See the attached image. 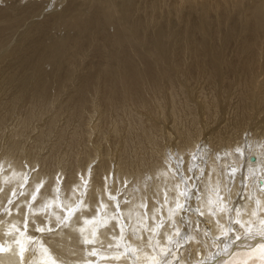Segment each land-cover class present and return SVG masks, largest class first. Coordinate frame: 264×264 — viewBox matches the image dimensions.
Here are the masks:
<instances>
[{
	"label": "rangeland",
	"instance_id": "rangeland-1",
	"mask_svg": "<svg viewBox=\"0 0 264 264\" xmlns=\"http://www.w3.org/2000/svg\"><path fill=\"white\" fill-rule=\"evenodd\" d=\"M33 1L35 0H0V31L2 36L6 34L4 38L2 37L3 40L0 35V161L3 163L0 164V171L7 170L11 166L23 165L31 172L30 167H33L35 174L46 175L45 183H50L56 177V179H61L62 184L65 183L68 186L71 182L73 183L72 180L82 181L86 175L90 179L88 184L96 185V194L100 191V187H103L101 192L104 190V196L107 198V202L104 201L102 205L103 213L101 214L104 216H111L110 212L114 215V211H118L119 204L116 200L121 196L115 199L118 194L112 196L114 189L120 190L121 195L125 196L122 204L125 206L122 207L128 208L135 204L129 213L126 212L128 218L130 212L138 210L139 206H136L138 199L139 201L144 199L147 205L153 203L152 206H154L161 200L159 197L162 195L163 198L167 197L170 203H174L175 199L171 200L175 198L172 196L178 187L175 188L174 184L177 183V179L173 177V173L175 176L178 166L182 168L180 170H183L181 174L185 182L192 178L190 174L196 173L197 182L192 181L189 187L188 205L191 202L193 206L197 205L200 191L208 197L214 188L218 194L222 190L226 191L224 195H221V200L224 199L225 202L220 201L213 208L212 218L214 220L218 218L215 213L217 208L226 206L230 210L233 206L236 199H231L228 193L238 191L236 198L239 197L243 205L246 204L247 198L248 200L256 198L255 195L258 194L255 182H252L254 181L253 176L251 177L250 174L248 177L246 174L243 176L240 172L243 168L245 154L248 152L254 157L252 154L258 150L260 157L264 159V70L262 67L264 66V26L259 39L260 44L255 48L254 65L256 69L253 67L254 71L252 69V72H244V74L239 69L242 53L238 45L244 33L241 26L247 20L249 22L250 11L255 8L258 0H106L114 3L117 10L115 9L116 12L113 13L112 19L104 28V33L114 39L119 37L120 44L119 42L114 44L116 48L118 47V52H115L114 47L113 49L107 47L104 48V53L107 56L108 54L111 56L112 53L121 56L120 61L113 59L111 62L109 60L110 65L100 63L99 58V63L97 62L96 49L100 43H104V37H99L101 40L94 39L86 44L88 47L83 52L78 48L79 44L84 41L82 36L76 37L75 41L70 40L72 47L67 44L69 40L66 41L68 46L66 48L69 52L65 51V48L63 53L56 51L57 45L62 40L74 34V31L65 27L58 18L72 0H45L50 4L44 11L39 10L36 14L22 15V10ZM100 2L101 0L98 4ZM128 3L132 5H129L131 8ZM96 5V3L88 4L84 10L85 14L90 15ZM120 26H123L125 30H122ZM120 28L122 32L128 30L130 37L128 36L125 41L126 36H122ZM141 30H144V34L139 33ZM159 31L165 36L158 38ZM137 33L142 34L140 40L142 43L138 42L140 38ZM136 43L139 44L138 48ZM65 52L70 53V56L67 54L66 57ZM52 55L56 60L51 58ZM128 65L133 68L138 67L135 71L139 72L141 81L137 75L136 83L132 82L130 76L132 72H128ZM150 69L152 71H149ZM124 71L128 74L127 76ZM121 75L125 77L120 78ZM89 76L92 78L87 83ZM126 77H131L128 85L129 79ZM166 156L168 157L164 158ZM235 160L237 162H234ZM210 161L214 162L213 165ZM174 163L178 164L177 167ZM191 163L194 166L190 168ZM164 165H167L166 169L169 167L168 172L164 171L166 170ZM209 167L212 170L216 168L220 175V179L214 186H208L205 183L204 178ZM148 170L150 173L147 172ZM171 170L175 172H170ZM230 171L235 174L233 173V177L229 178L227 175ZM89 172L93 176H89ZM261 172L263 175L258 173L260 177L257 180L263 182L264 170ZM34 173H32L33 176ZM153 173L156 175L150 176ZM164 175L168 176L166 180L169 181L166 182ZM45 183H41L43 184L41 191ZM98 183L101 184L98 185ZM141 183L143 189L138 187ZM86 184L87 179L82 187H86ZM168 184H173L174 190H177L174 193L173 191L167 193L166 189L167 192H164L165 188L170 186ZM251 184V189L253 188L251 193H254L253 196H247L250 191H245L248 188L250 190ZM58 185L60 192L61 185L60 183ZM241 187L244 188L246 197L241 196ZM126 188L132 193L127 191L126 194L124 192ZM107 190L113 192L109 193ZM41 191L30 200L28 211L25 214L26 218H28L31 207H36V204L41 205L38 202L40 199L41 203L44 202V197L40 199L38 197ZM140 191L145 195L144 198ZM168 194H171L170 197ZM83 197L74 205L75 213L83 201L87 200L86 196ZM17 199L18 194H14L13 198H7L6 202L0 206V219L12 215L11 208L17 203ZM147 199L150 201L148 202ZM94 200L96 202V199ZM94 200L92 198L89 206L85 208L87 211L85 210L81 217H91L98 211L97 206L93 205ZM126 203H129L128 206ZM145 203L142 204V208L145 206L146 211L149 205ZM152 215H155V212ZM228 215L227 212L228 220L236 218ZM36 217L44 220L41 214H37ZM111 217L108 218L109 221ZM258 217H260L259 213ZM164 220L165 223H162L158 233H155L156 239L169 222ZM186 220L190 222L194 219L191 217L184 221ZM232 222L236 224L238 220L234 219ZM149 225H146L148 231ZM11 226L7 228L15 230L14 226ZM21 227H24L23 224ZM38 228L40 230L35 228L34 232L38 236L42 235L44 239L55 236L48 230V226ZM203 228L202 225L200 229H195L198 233L194 229L190 230L189 233L195 236L191 237L189 234L185 238L187 245L182 244L179 250H170V254L180 255L184 260L187 259L185 263L192 264L195 261L194 253L197 257L200 250L197 246L189 248L191 238L199 240L198 245L207 242V246L211 245L210 251L215 253L219 245H223L221 249L225 244L228 246V241L235 234L234 229H228L226 234H222L217 240V242L223 241L220 244L215 243V246L209 243V233L213 236L211 228L208 231L205 229L206 233ZM142 230L145 231L143 227ZM133 231L137 232L135 235L138 237L134 239L138 240L139 232ZM75 232L79 234L78 231ZM4 234L7 233L4 232ZM108 234L109 237L111 235L114 238L110 237V239L97 242L86 241L83 236L77 234H69V236L72 235L69 239L70 243L66 242L69 238L67 234V240H63L66 235L60 236L61 244L57 240L53 244L52 240L48 242V246L51 245V249L54 247L55 257L59 250L66 248L62 256L67 258L75 256L73 252H77V256L84 254L79 259L96 258L99 253L97 250L113 251L118 247L112 243L117 239L115 230H110ZM57 243L60 246L55 247ZM97 245H102L103 249H98ZM93 247L96 248L95 251L92 250ZM206 256H203V259ZM57 258L59 256L55 259Z\"/></svg>",
	"mask_w": 264,
	"mask_h": 264
},
{
	"label": "bare ground",
	"instance_id": "bare-ground-1",
	"mask_svg": "<svg viewBox=\"0 0 264 264\" xmlns=\"http://www.w3.org/2000/svg\"><path fill=\"white\" fill-rule=\"evenodd\" d=\"M98 2H99V0H72L69 3V5L67 6V8L59 15V17L57 16L58 18H60L62 24L65 27H69L70 29H72L74 31V34L67 36L65 38V40H62L60 42V44L58 42L57 43V44H59V45H57L58 49L55 47L57 49L56 51L62 52L65 49H66L65 51H68L67 48L70 45V42L73 40L75 41L76 37L78 38V37L82 36L84 38V41L79 44L78 48H79V51L83 52L88 47V45H86V44L91 43L94 39H97V41L101 40L99 37H101V38L104 37V39H103L104 43L103 42H102L103 44L100 43L96 49L97 62L99 63V61L101 60L100 63L103 62V63H108L110 65V63L112 62L113 59L119 60V58L121 56H116L115 54L112 53V51L110 52V54L112 53L111 56H109V54L107 56L104 53V50H105L104 48H107V47H110V49L111 48L113 49V47H114L116 49L115 52H118L117 51L118 47L116 48L114 46V44L116 42H119V39H118L119 37L114 39V37H109L106 35V33H104L105 32L104 28L108 25L109 20L112 19L113 13L116 12L115 9L117 10V8H115V7H117V6L114 3L108 2L106 0L105 1L101 0V2L99 4H98ZM134 2H132V3H134ZM91 3H96L97 5H96L95 9L93 8L94 10L91 11L90 15H86L84 10L87 7V5L88 4L90 5ZM29 4H28L27 8H24L22 10V15L36 14L39 10L42 12L46 9V7L50 3L48 1H45V0H35ZM129 5H130V3H128V6ZM134 5L135 4H133V6ZM136 5H137V2H136ZM130 6H132V5H130ZM89 8H87V9H89ZM154 10H156V8H154ZM152 11H153V9H152ZM62 24H60V25H62ZM123 26L122 27L120 26V27L123 28ZM132 26H133V24H132ZM236 26H238V25H236ZM263 26H264V0H258L255 4V8L250 11L249 22L247 20L241 26L244 33L241 36V40H240L238 46L240 47V52L242 53L241 68H239V69H241V71L243 73L244 72L245 73L250 72L253 69V67H254V69H256L255 68L256 65H254L255 64V55H256L255 54V48H257L258 44H260L259 39H260V36L262 34L261 32H262ZM121 28H120V31H121L120 33L122 34V36L123 35L126 36L124 38V41H125L129 36V34L127 32L128 30L126 32L123 31L124 32V34H123L122 30H125V29L123 28L121 30ZM3 31L4 30H2V32ZM117 31L119 32V30H117ZM143 31L141 30V31H139V33L143 32ZM102 33H104V35ZM139 33H137L139 38H140L138 42L142 43V41H140L142 38V34H139ZM143 34H144V32H143ZM0 35H1V38L2 37L4 38V36H6V34H4V36H2L1 31H0ZM118 35H120V34L118 33ZM158 35H159L158 38H160L164 34H163V32L159 31ZM143 36H146V35H143ZM3 38H2V40H3ZM137 40H138V38H137ZM66 41H68V43ZM66 43L68 44V46ZM73 43L75 44V42H73ZM119 44H120V42H119ZM71 45H72V42H71ZM71 45H70V47H72ZM135 45H137V48H138L139 44L136 43ZM153 45H155V44H153ZM66 46H67V48H66ZM42 47L45 48L44 46H42ZM42 47H41V49H43ZM133 48H135V46ZM147 48L149 49V46ZM110 49H109V51H110ZM119 49H121V48H119ZM153 49H154V46H153ZM69 50H70V48H69ZM122 51H123V49H122ZM134 51H135V49H134ZM54 52H55V49H54ZM68 52H67V54H68ZM57 53L55 55H57ZM78 53H80V52H78ZM123 53H124V51H123ZM136 53H138V51ZM64 54H66V52ZM67 54H66V57H67ZM75 54H76V52H75ZM55 55H54V57H55ZM58 56H60V55L58 54ZM62 56H63V54H62ZM69 56H68V58L70 59ZM239 57H240V55H239ZM259 57H261V56H259ZM51 58H53V55L51 56ZM98 58H99V61H98ZM53 60H56V58L55 59L53 58ZM39 65H37V66H39ZM125 66H127V65H125ZM238 66H239V64H238ZM130 67H132V66L127 67V70H128V72L130 71V73L132 72L131 75L129 74L132 77V80H133L132 82H134V84H135L136 83L135 80H137L138 76H139V81H141L140 74L138 75L139 72L137 73L136 72L137 70L135 71V69H137L138 67L137 68L132 67L133 70H131L132 68H130ZM262 67L264 70V66H262ZM39 69L41 70V68H39ZM70 69H71V66H70ZM254 69H253V71H254ZM125 70H126V68H125ZM112 71L113 70H111V72ZM149 71H152V70L150 69ZM134 72H136V74ZM71 73L73 74V70ZM253 73L255 74V72H253ZM89 74L90 73H88V75ZM125 74H126V72H125ZM111 75H112V73H111ZM127 75L128 74H126V76ZM109 77L111 78L110 75H109ZM114 77H116V76H114ZM121 77H123V76L121 75L120 78ZM152 77H151V79H152ZM84 78H85V76H84ZM91 78L92 77L87 79V83H88V80H90ZM107 78H108V76H107ZM112 78H113V76H112ZM130 78H127V79H129V82L128 83L126 82L127 85L130 84ZM87 83H84V84H87ZM137 83H138V81H137ZM89 86H90V84H89ZM81 88H84V87H81ZM133 90H136V89H133ZM83 102H84V100H83ZM260 102H261V100H260ZM257 145L259 146V144H257ZM241 148H243V147H241ZM246 148H248V147H246ZM241 151H242V149H241ZM183 152H184V150H183ZM185 152H186V150H185ZM180 153L181 152H179V154ZM245 155L246 156H245L244 161H243L244 162L243 168H242V171L240 170L241 171L240 173H242L243 176H244V174H246L247 177L249 176V174L251 177L253 176L252 178L254 179V181H252V182H255L254 185H256L255 187H256V191H257L258 195H255L256 196L255 199H254V197L253 198L250 197L251 198L250 200H248L249 198H247L246 202H245L246 204L243 205V203H241V201H240V198L239 197L236 198L238 191L234 190L232 192V194L228 193V195L231 196V199L233 198L236 200L233 202V206L230 208V210L226 206L217 208L215 213H216L218 218L216 220H214L212 218L213 211H214L213 208H215V206L218 203H220V201H222L223 203L225 202L224 199L221 200V195H224L226 193V191L222 190V192L220 194H218L217 190L214 188L213 191L210 190V192L212 191V193L208 197L206 194H203V192L199 190L200 191L199 198H198L199 202L197 203V205L193 206L192 202L189 203V205H188L187 198H190V197H188V192L190 194L189 187L192 185V181L197 182L196 181V173L190 174L192 176V178L190 179V181L185 182L184 176L181 174V171H183V170H180L182 168L180 166L177 167L178 164H176V163H174V164L177 167V169H176L177 172H175L174 170H171L170 172H172V171L175 172V176L173 173V177H175L177 179V183H175L174 185H175V188L178 187L177 188L178 190L175 189L177 191L174 193V191H175L174 185L173 184L170 185L171 184L170 183V184H168L170 186H168V188L166 187L165 191H164V192H167L166 189L168 190L167 193H171V191H173L174 194L172 197H175V198L171 197L173 199L171 201H174V199H175V202L170 203L169 202L170 200H167V197L163 198L162 195H160V197H159L158 195L161 193L157 191L159 193L157 196L161 199L160 201H158V204L155 203L154 206H152V204H153L152 203L150 205L148 204L149 205L148 206L147 202L145 203L143 201L144 199L140 200V201L138 199V202H136V206H139L140 208L137 207V209L141 210V211L137 210V211L130 212L129 218L126 216V212L129 213V211L134 207L135 204L132 205L131 207H128V208L122 207V206H125V205H122L123 201H124L123 199L125 196L121 195L120 190L116 191L117 189H114V188L113 189L115 190V192L113 193L112 196H115L118 194L115 197V199H117L118 196H121L116 200V202L119 204L118 211L115 210L116 213L114 211V215H113V212H110V213H112V215H111L112 217L108 216V215L107 216L102 215L101 214V213H103L102 205L104 204V201L107 202L106 201L107 198L104 196V190H103V192H101L102 191L101 189H103V187H100V191L98 192V194H96V188H95L96 185L94 184L92 186V183L88 184L90 179L88 178V176L86 177V175H84V178L82 179V181H79V179H78V181L76 180L77 182H75V179H74V180H72L73 183L71 182V184L68 186V184H65L64 182H63L64 184H62L61 179H59V178L56 179V177L54 178V180H51L50 183H48V182L45 183L46 175L35 174L36 172L34 173V168L30 167L29 165L28 166L32 170L31 172L29 171L28 168L27 169L24 168L23 165L22 166L15 165V166H11L7 170H2V171H0V206L6 202L7 198H9V197L13 198L14 194H18V199H17V203L11 208V210L13 211L12 215H10V216L7 215L4 218L0 219V264H191L189 262L185 263L184 261L185 260L187 261V259L184 260L182 258V256H180V255L172 256V253L170 254V250H174V249L179 250V248L181 247L182 244H186L187 240L185 238L190 234L189 231L190 230L192 231L193 229L194 230L200 229V227L202 225L204 226V228H203L204 232L206 230L208 231V229L211 228L213 236L209 233V235H210V242L209 243L212 245H215V243L220 244L223 240H220L219 242H217V240L220 239L222 234H226L225 232L230 228L234 229L235 234L231 237V240L228 241V243H229L228 246H226V244H225L224 248L221 249V247L223 245H219V247L215 253L210 251L211 245L207 246V242L204 244L201 243L198 245L197 241H199V240H195L194 238H191L192 241L190 242L189 248H193V247L197 246V248L200 250L197 257L194 253V260L195 261H193L192 264H264V181H263L264 177L262 180L263 182H261L260 180H257L260 177V175L258 173H262L261 171L264 170V162H263L264 159H262V157H260V153L258 150L252 154V155H254V157L250 156L249 152ZM168 156H166L164 158H167ZM251 158H254L253 161L251 160ZM8 160H9V158H8ZM232 160H233V158H232ZM168 162H169V160H168ZM175 162H176V160H175ZM234 162H237V161L235 160ZM197 163H200V162H197ZM211 163L213 165L214 162H211ZM0 164H3V163L0 161ZM236 164H238V163H236ZM31 165H33V164H31ZM157 166H158V164H157ZM171 166H173V165H171ZM192 166H194V165L191 163L190 168ZM17 167H19V168H17ZM166 167H167V165L165 166V169H166ZM239 167H241V166H239ZM168 168L164 171H167ZM211 168H212V166H211ZM211 168L208 169V172L206 173V177L204 178L205 183L208 186H212V185L214 186V184H216L218 182V180L220 179V175L218 174V171H216V168H215V170H212ZM224 168H226V167H224ZM153 169L155 170V168H153ZM161 169H162V167H161ZM231 170H233V169H231ZM84 171H85V169H84ZM164 171H162V172H164ZM37 172H38V170H37ZM147 172L150 173L149 170ZM231 172L232 171H230V173L227 175L229 178L233 177L234 172L233 173H231ZM32 173H34L35 175L33 176ZM141 174H143V173H141ZM141 174H139V175L142 176ZM90 175L93 176L91 173L89 174V176ZM136 175H137V173H136ZM155 175L156 174L153 173V175H150V176H155ZM262 175H263V173H262ZM243 176H242V181H243ZM171 177H172V175L170 176V178ZM147 178H148V176H147ZM160 178H162V176ZM51 179H53V177ZM86 179H87V184H86L87 186L84 187L85 188L84 189L82 186L84 185V181ZM100 179H102V178H100ZM164 179L165 180L168 179V176L164 175ZM136 180H137V177H136ZM141 180H142V178H141ZM150 180H152V179H150ZM153 180H155V177H153ZM158 180H160V179H158ZM171 180L172 179H170V182H172ZM127 181H128V179H127ZM162 181H164V180L162 179ZM167 181H169V180H166V182ZM41 183H43V184L45 183L42 191L40 190V188L43 185ZM59 183L61 185V191L60 192H59L60 187L58 185ZM142 183L140 185L139 184H135V185L136 186L139 185L138 187L143 189ZM156 183H157V181H156ZM100 184L98 183V185H100ZM252 184L250 185V190L248 188L245 191V192L250 191V193H247V196H249V195L251 196L254 193V192L251 193V191L253 189V188L251 189ZM65 185H67L68 187H66ZM203 185H205V184H203ZM132 186H133V184H132ZM132 186H131V188H132ZM162 186H165V185H162ZM114 187H115V185H114ZM123 187H124V185H123ZM154 187H155V183H154ZM154 187L152 189H154ZM120 189H121V187H120ZM144 189H145V187H144ZM156 190H157V188H156ZM39 191H41V193L39 194L38 197H39V199L44 197V202L41 203L42 200L38 199L39 200L38 202H40L41 205L38 206L36 204V207H33V208L31 207V209L28 212L29 213L28 218H26L25 214H26V211H28L27 208L29 207L28 205L30 204V200L32 199V197L36 196V194ZM127 191L130 193L131 190L129 191L126 188V190H124V192L126 193ZM152 191H154V190H152ZM240 191H241V196H243L244 195V188L241 187ZM112 192H109V193H112ZM135 192H136V190H135ZM131 193H132V191H131ZM140 193L143 195V198H144L145 195L141 191H140ZM140 193H138V194H140ZM170 195H169V197H170ZM20 196H21V198H20ZM85 196L87 197V200L83 201L79 210L75 213L73 211L74 205L77 204L78 200L81 199L82 197L85 198ZM244 196L246 197V195H244ZM92 198H93V200L96 199V202L94 200L93 205L97 206L96 210L98 208V211H96L94 214H92L91 217H89V216L81 217L83 215L84 211L86 210L85 208L87 206H89V203H91L90 201L92 200ZM136 198H137V196H136ZM140 198H142V197H140ZM126 200H128V198ZM147 201H148V199H147ZM189 201H191V199ZM38 202L36 201V203H38ZM143 203H145L148 206L146 211H145V206H143V208H142ZM238 203H241V204H238ZM128 204L129 203H126L127 206H128ZM131 204H133V203H131ZM104 208H105V205H104ZM107 208H108V206H107ZM160 210H161V212H160ZM240 211H241V213H240ZM154 212H155V215H152V213H154ZM227 212L229 213L231 218L232 217H236V218H232V219L228 220L226 218ZM98 213H100V214H98ZM258 213L260 214V217H258ZM37 214L43 215L44 218H42V219H44V220H41L40 219L41 217L40 218L36 217ZM240 214H241V217H239ZM109 217H111V221H109L110 220V219H108ZM191 217L194 220L193 221L191 220L190 222H193V223H190L187 220L184 221L185 219L191 218ZM112 219L114 221H112ZM164 219H166V221H169V222L166 223V226L164 227V229L162 231L163 233L160 232L161 234L158 235L159 237H158V239H156L155 233L157 234L158 233L157 231L160 228L161 224L165 223ZM234 219L238 220V222L236 224H234V222H232V220H234ZM32 220H34L35 222ZM60 221H62V222H60ZM204 222H205V224H204ZM259 222H261V223H259ZM21 224H23L24 227H21ZM34 224L36 226H34ZM147 224L148 225L150 224L149 225L150 226L149 231L146 230ZM11 225L14 226L15 230H13V228H7V227H10ZM41 226H43L45 228L48 226L49 227L48 230H50V232H52L55 236H52L48 239H44V237L42 235L38 236V234L36 232H34V229L37 228L40 230V228H38V227H41ZM62 226H63V228H61ZM140 226H142L146 232L143 231L142 227H140ZM118 227H119V232H118ZM260 227H262V229H260ZM127 228H128V230H127ZM110 230H115V235L117 236V239L113 240L112 243H115V247L116 246H118V247H116V249L113 251H109V250L108 251H106V250L102 251L99 249V248H101L102 245L101 246L97 245V246H99L98 247L99 250H97V251H99V253H97L98 255L96 258H90L89 257V258L84 259V257H83V259H79L84 254L82 256H80V255L77 256V252H73V253H75V256H71V258H67L65 256H62L63 252L65 251L64 249H66V248L62 249V247H61L62 250H59L58 253L56 254V257L59 256V258L55 259L56 257L53 254V248L54 247L52 246L53 248L51 249L50 248L51 245H50V247L48 246V242L49 241L51 242L52 240H53L52 242L57 240L61 244V240H59L60 236L66 235L65 236L66 238L64 237L65 239H63V240H67V237L69 236V234H72V235L77 234L78 236H83L84 240H86V241L92 240L93 242L101 241L102 239L103 240L104 239H110V237L114 238V236H111V235L109 237L108 233H110ZM133 230H136L139 232V239L138 240L134 239V238H137L138 236L135 235L137 232H135ZM75 231H78L80 235L78 233H76ZM195 231L197 232V230H195ZM4 232L7 234H4ZM196 232L194 234H196ZM67 234H68V236H67ZM128 234H130L131 237L128 236ZM72 235H70V236H72ZM94 235H96V236H94ZM70 236L66 242L70 241L69 239L72 238ZM190 236L194 237L195 235L193 236L190 234ZM200 237H202V236H200ZM81 241H82V239H81ZM133 241L135 243H132ZM56 242H54L53 244H55ZM58 243H57V245H55V247L60 246ZM93 244H95V243H93ZM112 246H114V244ZM202 246H204L206 248H204ZM101 249H103V247ZM92 250L95 251L96 248L94 249V247H93ZM152 250H153V252H152ZM188 250H190V249H188ZM167 251H168V255H166ZM84 252H86V251H84ZM197 252H198V250H197ZM206 253H208L207 256H206ZM76 256L78 257V259ZM203 256H206V257L203 259ZM203 260H204V262H203Z\"/></svg>",
	"mask_w": 264,
	"mask_h": 264
},
{
	"label": "water",
	"instance_id": "water-1",
	"mask_svg": "<svg viewBox=\"0 0 264 264\" xmlns=\"http://www.w3.org/2000/svg\"><path fill=\"white\" fill-rule=\"evenodd\" d=\"M254 158H251V160L253 161Z\"/></svg>",
	"mask_w": 264,
	"mask_h": 264
}]
</instances>
